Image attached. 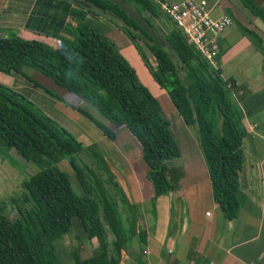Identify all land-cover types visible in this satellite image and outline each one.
Returning <instances> with one entry per match:
<instances>
[{
  "label": "trees",
  "instance_id": "trees-1",
  "mask_svg": "<svg viewBox=\"0 0 264 264\" xmlns=\"http://www.w3.org/2000/svg\"><path fill=\"white\" fill-rule=\"evenodd\" d=\"M81 1L94 10L73 4L56 49L14 32L3 33L0 73L26 82L56 101H63L65 94L76 97L106 121L103 124L76 107L110 141L116 140L119 129H126L141 148L154 197L169 194L180 177L173 167V161L179 158L178 147L150 88L115 45L85 23L88 14L103 17L130 39L153 81L165 91L185 125L194 129L213 201L227 221L236 219L243 198L239 172L246 129L231 96L233 80L223 79L220 70L198 54L153 1L121 0L131 4L162 36L167 48L110 0ZM240 2L264 23L262 8L252 0ZM239 30L263 51L254 33L241 26ZM24 69H32L50 81L45 84L33 80ZM0 149L37 169L22 182L21 195L10 200L18 214L15 219H9L7 205L0 202V264H61L54 243L70 232L74 219L95 247L83 260L80 252L85 248H72V264H120L122 251L133 238L140 244L145 242L136 211L122 190L112 184L120 199L118 209L90 166V161L104 163L95 153V145L83 147L30 98L1 83ZM64 160L81 194L72 186L70 175L58 167ZM104 169L108 177V167ZM108 231L113 236L110 241Z\"/></svg>",
  "mask_w": 264,
  "mask_h": 264
},
{
  "label": "crops",
  "instance_id": "crops-1",
  "mask_svg": "<svg viewBox=\"0 0 264 264\" xmlns=\"http://www.w3.org/2000/svg\"><path fill=\"white\" fill-rule=\"evenodd\" d=\"M206 1L213 17L226 14L233 20L218 39L217 68L223 79L235 83V101L246 129L239 172L242 205L231 222L213 201L194 129L185 125L165 91L151 78L133 43L114 24L97 15L88 14L85 19L115 45L156 99L168 100L166 112L161 109L179 150L173 167L180 173L169 194L154 197L141 148L126 129H119L116 140L110 141L76 110L89 109L93 115L76 97L66 94L63 101H56L24 81L0 74L1 84L30 98L83 147L95 145L104 154L107 179L122 190L145 235L141 245L134 238L126 245L120 264H252L264 253V23L240 0ZM252 1L264 10L263 0ZM72 7L73 3L64 0H0V28L2 33L13 31L56 49ZM235 25L254 33L263 43V51L254 49ZM100 122L106 124L104 119ZM80 256L88 258L86 251Z\"/></svg>",
  "mask_w": 264,
  "mask_h": 264
},
{
  "label": "rangeland",
  "instance_id": "rangeland-1",
  "mask_svg": "<svg viewBox=\"0 0 264 264\" xmlns=\"http://www.w3.org/2000/svg\"><path fill=\"white\" fill-rule=\"evenodd\" d=\"M236 27L239 29L238 25ZM1 30L2 29L0 28V36L3 35ZM8 33H11V31L7 32V34ZM238 33L241 34V31L238 30ZM242 35L247 37L248 40L251 39L250 37H248V35H246L244 33H242ZM251 44H252L253 48L256 49L255 46L253 45V43H251ZM140 45H141V43H140ZM261 46H263V43L261 44ZM148 57L151 61V64L154 65L155 61H154L153 57H150V54H148ZM24 71L33 80H36V81H39V82L45 83V84L47 83V81H50L48 78H45V76H43L42 74H40V73H38L32 69H24ZM49 83H51V82H49ZM57 89H61V88L57 87ZM55 90H56V88L54 89V91ZM157 100L159 101L161 107L163 108V110H164L163 112H166V109H165L166 104L165 103L168 100H166L165 97L157 98ZM90 111L93 114L92 116L96 120H98V121L103 120V118L100 115H98L96 112H94L93 110H90ZM88 112H89V109H88ZM95 151H96L95 153H98L100 157L103 155L102 156L103 160L104 159L106 160L104 154L100 153L101 151L98 150V146L96 147ZM105 160H104L103 165L102 164L99 165L96 162H95V164H96L95 165L93 162L90 161V166L94 169L96 177L98 178L101 185H103L104 190L108 193L110 198L115 202L118 209L119 208L121 209L120 199L115 194V191L112 187V184L107 179V176L105 175V172H104V170H105L104 167L105 168L107 167ZM94 161H96V160H94ZM97 165L100 167H98ZM58 167L70 175V181L72 183V186L75 188V191L77 193L81 194L82 191L79 188L77 180L75 179L74 174L71 172L70 167L67 164L66 160L58 163ZM33 172L36 173L37 169L32 164H28V163L25 164L22 161H20L12 153L0 149V202H3L4 204L7 205L6 212H7L9 219H15L18 215L15 208L11 204L10 200L12 198H17L21 195V193L23 192L22 182L24 180L28 179V176L33 174ZM117 191H118V189H117ZM120 211L121 210H119V212ZM120 214H121V212H120ZM123 217L124 216H122V218ZM72 222H73V225L71 227L70 232L67 235H65L62 239L56 240L54 243L55 247H56V252L58 254V257L60 259L61 264H72L73 263L71 255H70V251L72 250V248H75L77 246H79V248H80V245H82V247L85 248L86 253L90 254L91 248L93 247V245H95V244H93V242L89 241V239L86 237V234L83 232V230L80 226V223L77 221V219H74ZM107 238L109 241L111 239H113L112 233L110 231L107 232ZM139 245H141V244H139Z\"/></svg>",
  "mask_w": 264,
  "mask_h": 264
},
{
  "label": "built area",
  "instance_id": "built-area-1",
  "mask_svg": "<svg viewBox=\"0 0 264 264\" xmlns=\"http://www.w3.org/2000/svg\"><path fill=\"white\" fill-rule=\"evenodd\" d=\"M179 28L187 40L213 68H217L218 39L233 24L226 14L213 17L206 0H151ZM230 84L228 87L230 88ZM235 100V93L231 90Z\"/></svg>",
  "mask_w": 264,
  "mask_h": 264
},
{
  "label": "water",
  "instance_id": "water-1",
  "mask_svg": "<svg viewBox=\"0 0 264 264\" xmlns=\"http://www.w3.org/2000/svg\"><path fill=\"white\" fill-rule=\"evenodd\" d=\"M75 5L84 6L87 9L94 10L89 5L85 4L81 0H64ZM114 5H116L121 11H123L129 19L134 21L143 31H145L151 38L154 39L161 47L167 48V45L162 39V36L158 34L153 28H151L145 19L138 13V11L129 3L121 0H110ZM252 264H264V253Z\"/></svg>",
  "mask_w": 264,
  "mask_h": 264
}]
</instances>
